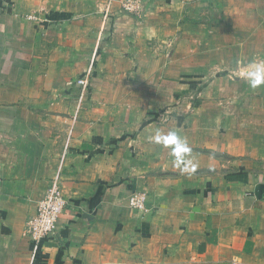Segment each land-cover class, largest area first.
Masks as SVG:
<instances>
[{
    "label": "crops",
    "instance_id": "1",
    "mask_svg": "<svg viewBox=\"0 0 264 264\" xmlns=\"http://www.w3.org/2000/svg\"><path fill=\"white\" fill-rule=\"evenodd\" d=\"M105 2L0 0V264H264V0Z\"/></svg>",
    "mask_w": 264,
    "mask_h": 264
},
{
    "label": "built area",
    "instance_id": "2",
    "mask_svg": "<svg viewBox=\"0 0 264 264\" xmlns=\"http://www.w3.org/2000/svg\"><path fill=\"white\" fill-rule=\"evenodd\" d=\"M147 0H106L102 10L103 20H107L113 14V3L118 2L121 11L135 17L145 15L144 7ZM95 55L82 75L75 80V84L81 87L88 85L94 67ZM131 208L138 211L144 210L145 195L133 193L128 198ZM66 205L62 189L57 178H54L44 196L39 200L35 214L26 222V234L35 243L49 237L55 230L57 221L63 213Z\"/></svg>",
    "mask_w": 264,
    "mask_h": 264
},
{
    "label": "clouds",
    "instance_id": "3",
    "mask_svg": "<svg viewBox=\"0 0 264 264\" xmlns=\"http://www.w3.org/2000/svg\"><path fill=\"white\" fill-rule=\"evenodd\" d=\"M261 84H264V72H261L260 70H257L251 74H249V85L251 88L255 89L259 87ZM171 140L176 141L179 143V139L175 132H172L169 134ZM154 142L161 143L162 141L159 139V137H156L154 139ZM183 151L185 153H188L191 151L190 148H188L186 145L183 146ZM195 169V165H193V170Z\"/></svg>",
    "mask_w": 264,
    "mask_h": 264
}]
</instances>
